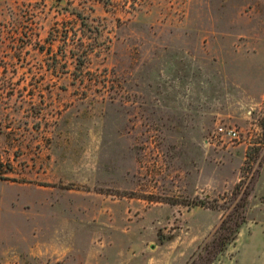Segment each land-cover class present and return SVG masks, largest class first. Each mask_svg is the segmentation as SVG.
<instances>
[{
    "label": "rangeland",
    "instance_id": "obj_1",
    "mask_svg": "<svg viewBox=\"0 0 264 264\" xmlns=\"http://www.w3.org/2000/svg\"><path fill=\"white\" fill-rule=\"evenodd\" d=\"M241 205L210 264H264V0H0V264H207Z\"/></svg>",
    "mask_w": 264,
    "mask_h": 264
},
{
    "label": "trees",
    "instance_id": "obj_2",
    "mask_svg": "<svg viewBox=\"0 0 264 264\" xmlns=\"http://www.w3.org/2000/svg\"><path fill=\"white\" fill-rule=\"evenodd\" d=\"M202 204V202L195 203V205ZM244 205L239 207L240 211L232 222L231 217H226L220 224L218 230L215 232L212 237V249L210 252H207V255H210L207 260V264H210L215 261L218 255L222 254L226 248L233 243L240 232V229L244 223L243 213ZM232 222V224H229Z\"/></svg>",
    "mask_w": 264,
    "mask_h": 264
},
{
    "label": "built area",
    "instance_id": "obj_3",
    "mask_svg": "<svg viewBox=\"0 0 264 264\" xmlns=\"http://www.w3.org/2000/svg\"><path fill=\"white\" fill-rule=\"evenodd\" d=\"M209 142H226L239 140V133L234 128L227 126H216L208 137Z\"/></svg>",
    "mask_w": 264,
    "mask_h": 264
}]
</instances>
